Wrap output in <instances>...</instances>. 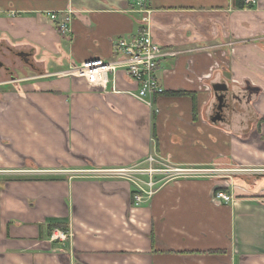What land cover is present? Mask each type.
Masks as SVG:
<instances>
[{
  "label": "crops",
  "instance_id": "crops-1",
  "mask_svg": "<svg viewBox=\"0 0 264 264\" xmlns=\"http://www.w3.org/2000/svg\"><path fill=\"white\" fill-rule=\"evenodd\" d=\"M143 1L174 54L157 64L152 108L122 71L119 93L59 74L113 61L112 42L139 27L134 0H0V264H264V0ZM65 10L61 36L46 14ZM149 158L201 174L168 173L133 206L109 173Z\"/></svg>",
  "mask_w": 264,
  "mask_h": 264
},
{
  "label": "built area",
  "instance_id": "built-area-1",
  "mask_svg": "<svg viewBox=\"0 0 264 264\" xmlns=\"http://www.w3.org/2000/svg\"><path fill=\"white\" fill-rule=\"evenodd\" d=\"M243 4L244 8L256 6L257 0H244ZM131 12L140 15L139 27L132 38H119L112 42L113 52L116 55L113 61L103 62L100 59L86 60L78 65L69 66L66 71L59 74L73 79H84L89 86L98 84L104 86L110 81L112 83V91L119 93L114 85L115 76L117 72L122 71L138 86L136 92H126V94L135 97L146 106L152 108L154 99L164 93V88L155 76L157 64L161 59L167 56L173 57L174 54L163 50L154 42L150 30V16L152 11L145 5L143 0H134ZM46 16L61 36H66L69 33L73 11L47 12ZM153 164L155 163L149 158L147 166H152ZM93 172L96 171L94 170ZM129 173H141L151 176L148 181L143 182V186L130 179L132 182L130 184L134 188L131 202L133 206H139L154 193V186L161 181H153V174L155 176L172 173L178 176H184L199 172L196 169L162 166V169H153L152 167L121 169L109 174L125 179L129 176L127 175ZM170 178L171 176L164 177L165 180ZM215 197L217 199L228 200L226 194L222 191H217ZM67 239L68 235L60 229H54L50 234V240L52 242H65Z\"/></svg>",
  "mask_w": 264,
  "mask_h": 264
},
{
  "label": "rangeland",
  "instance_id": "rangeland-1",
  "mask_svg": "<svg viewBox=\"0 0 264 264\" xmlns=\"http://www.w3.org/2000/svg\"><path fill=\"white\" fill-rule=\"evenodd\" d=\"M249 7H251L252 9L253 8H255V6H249ZM244 8V7H243ZM8 56H10V57H12L14 60H16L17 61V63H18V65L20 66V64H21V61H19L18 60V58H16L15 56H14V54H9ZM146 167H148V168H153V169H162V166H160V165H158V164H154V165H152V166H150V165H148V166H146ZM196 174H201V173H196ZM127 175H129V176H127L125 179L128 181V182H131V181H135V182H137L139 185H141V186H143V182H146V181H148L149 180V178L151 177V176H149V175H146V174H141V173H129V174H127ZM168 175H160V176H154V174L152 175V179H153V181H156L157 179L158 180H161V181H159V184L161 183V182H164V177H167ZM130 179H131V181H130ZM163 179V180H162ZM131 184H132V182H131ZM137 187V186H136Z\"/></svg>",
  "mask_w": 264,
  "mask_h": 264
},
{
  "label": "water",
  "instance_id": "water-1",
  "mask_svg": "<svg viewBox=\"0 0 264 264\" xmlns=\"http://www.w3.org/2000/svg\"><path fill=\"white\" fill-rule=\"evenodd\" d=\"M212 88H213L215 100L218 103V105L215 109L214 116L211 118V122L214 123V122L220 121L222 119V110L224 107V100H225L223 91H226V86L223 84H217V85H214Z\"/></svg>",
  "mask_w": 264,
  "mask_h": 264
},
{
  "label": "trees",
  "instance_id": "trees-1",
  "mask_svg": "<svg viewBox=\"0 0 264 264\" xmlns=\"http://www.w3.org/2000/svg\"><path fill=\"white\" fill-rule=\"evenodd\" d=\"M243 1L244 0H233V5L235 7H237V8H239V9H243V7H244ZM55 228H59V229L65 231V232H67V227L64 226V225H54V226H51V227H49L50 232H52L53 229H55Z\"/></svg>",
  "mask_w": 264,
  "mask_h": 264
},
{
  "label": "flooded vegetation",
  "instance_id": "flooded-vegetation-1",
  "mask_svg": "<svg viewBox=\"0 0 264 264\" xmlns=\"http://www.w3.org/2000/svg\"><path fill=\"white\" fill-rule=\"evenodd\" d=\"M21 55H23V54H21ZM24 58H26V56H24ZM217 105H218V103H217V101H215V109H216Z\"/></svg>",
  "mask_w": 264,
  "mask_h": 264
}]
</instances>
